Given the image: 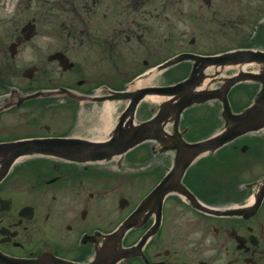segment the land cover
I'll return each mask as SVG.
<instances>
[{
    "label": "flooded vegetation",
    "instance_id": "obj_1",
    "mask_svg": "<svg viewBox=\"0 0 264 264\" xmlns=\"http://www.w3.org/2000/svg\"><path fill=\"white\" fill-rule=\"evenodd\" d=\"M179 6L167 5L165 16L163 0H0V144L77 133L81 102L63 89L94 92L99 77L110 85L173 56L168 48L180 39L166 37L163 22L184 15ZM196 15L205 17L192 4L187 16ZM162 148L144 143L128 155L127 166L141 163L135 180L56 157L15 164L0 182V263L264 264V130L212 156L223 162V181H210L209 163L193 164L187 194L168 192L161 208L152 200L121 244L110 237L173 168L175 152Z\"/></svg>",
    "mask_w": 264,
    "mask_h": 264
},
{
    "label": "water",
    "instance_id": "obj_2",
    "mask_svg": "<svg viewBox=\"0 0 264 264\" xmlns=\"http://www.w3.org/2000/svg\"><path fill=\"white\" fill-rule=\"evenodd\" d=\"M247 53H234V54H226L219 57L212 58H200L196 57V60L200 61L203 65L202 69L209 65L222 66L223 68L226 65H238L244 64L245 62L256 61L258 63H264V54L258 53L256 55H246ZM195 58V56H194ZM240 79L235 78L229 81V84H226L222 91L216 92H201L197 93L196 88L203 81V76H199L198 74H193V76L189 79V81L177 85L175 87L170 88H158V89H143L139 90L136 93L125 94V93H116L115 99H130L131 104L128 110L125 112L123 117L120 120V125L112 135V140L100 146L99 149L92 151L89 150L86 146V142L78 141V140H70V139H55V140H42V141H29L19 143L18 150L14 156H20L21 154L26 153H45L50 155H57L60 157H66L69 159L74 158H82L84 156H98L106 159H110L115 155H119L127 151L128 149L134 147L136 144H139L143 141L146 136L150 132H159L161 131V123L167 120L169 116V110L164 105L163 109H161L160 114L153 120L140 124L139 126L134 125L135 112L136 109L142 99L148 94H161V95H173L175 96V100H178V104H176L175 109L176 112L174 116H176V127L179 124V117L181 112L187 108L192 106L195 103H204L211 99H220L224 104V112L223 116L227 121V131L213 139L204 143H200L191 147L192 151L195 153L203 152L205 150L215 151L224 143L231 141L237 135L241 133L244 129L238 128L241 124H246L249 122L247 118H250L254 115V111L258 108H263V105L260 104L248 111H246L241 116H234L231 111V107L228 101V92ZM259 104V103H258ZM171 105V104H169ZM168 112V113H167ZM126 124V126H125ZM33 148H39L40 151H35ZM130 224L126 223L123 227L122 232L127 229Z\"/></svg>",
    "mask_w": 264,
    "mask_h": 264
},
{
    "label": "rangeland",
    "instance_id": "obj_3",
    "mask_svg": "<svg viewBox=\"0 0 264 264\" xmlns=\"http://www.w3.org/2000/svg\"><path fill=\"white\" fill-rule=\"evenodd\" d=\"M180 3V9L186 10L185 14L182 13L178 17H165L163 22L164 35L169 36V32L173 31L174 35L180 39L182 46L188 47L189 49L199 50L203 47H206L207 51L212 50H222L231 46H239L245 45L248 42L254 43L253 45L260 46V49H264V28H262V35L259 34L256 39H244L243 42L232 41L235 40V35H238L241 31L244 30L247 34H253L252 32L257 33L258 29L255 27L259 25V20L262 16H264V0H244L242 3L237 2V0H210L212 6H208L209 0H163V4L165 6L164 15H169L171 13L170 8H166L167 5H171L173 3ZM194 5L196 10H201L204 13L205 17L203 19H198L197 15L195 19H191L187 16V11L190 5ZM185 5V6H184ZM257 6H259L260 10H257ZM167 9V10H166ZM237 15H242V19ZM253 16V17H252ZM252 17V18H251ZM170 19L167 21V19ZM192 20V22H191ZM239 20V21H238ZM244 22V25L243 24ZM193 26L196 28V31L193 35L190 34L193 30ZM172 27L170 30L168 28ZM198 37V44L193 47L191 44V39L193 37ZM201 47V48H200ZM177 48V46L175 47ZM170 49V48H169ZM187 65V64H186ZM139 69V68H138ZM136 67L130 72L137 71ZM179 69V68H177ZM182 71V69H179ZM235 70H227L226 74L229 75L233 73ZM180 73V74H179ZM176 73L177 75H184V72ZM135 74H129L126 76H122V81L118 76L115 77V84L121 85L126 78H133L132 81L135 80ZM107 78V77H104ZM100 80L104 81L101 77ZM166 78L162 76H157L153 83L155 84H164ZM131 81V82H132ZM251 92V91H249ZM155 105V104H154ZM151 103L145 102L140 110V118H145L151 114V109L154 106ZM218 107H215V110L220 111V107L218 104H214ZM90 104H87L85 107L84 114L80 117V129L81 130H93L91 127L100 128L99 132H91L93 134V138H96L95 135H98L97 138H102L106 134V130L111 129L118 122V117L123 111L125 104L121 102H114L115 110L112 117L107 120L109 121L108 126L106 128H102L101 121L97 119L100 117V114L103 111L102 106H99L97 109L89 108ZM239 103H235V107H238ZM154 108V107H153ZM203 113V111H200ZM205 117L201 118L197 121L196 126L197 129L195 134L192 135V138L197 139L200 137H205L210 134H213L223 127V121L218 118V113L216 115H212L210 113L201 114ZM200 115V116H201ZM110 117V115L108 116ZM208 119H205L207 118ZM208 120V121H207ZM207 123L204 127L203 124ZM98 126V127H97ZM202 127V128H201ZM201 128V129H200ZM109 131V130H108ZM213 180L223 181V175L219 174L212 177Z\"/></svg>",
    "mask_w": 264,
    "mask_h": 264
},
{
    "label": "bare ground",
    "instance_id": "obj_4",
    "mask_svg": "<svg viewBox=\"0 0 264 264\" xmlns=\"http://www.w3.org/2000/svg\"><path fill=\"white\" fill-rule=\"evenodd\" d=\"M247 67H249V66H245V68H247ZM154 76H155V75H152V76L149 77L147 80H138V81L136 82L137 87H140L141 85H148V84H150V83L152 82V80L154 79ZM162 99H163V98H161V97H159V96H147L146 99H145V101H146V102H152V103H155V102L160 101V100H162ZM104 111H106V112H108V113H113V111H114V106H112L111 104L107 103L106 106H105V110H104ZM106 122H108V121L106 120ZM108 124H109V123H107L106 126H108ZM107 132H108V130H107Z\"/></svg>",
    "mask_w": 264,
    "mask_h": 264
}]
</instances>
